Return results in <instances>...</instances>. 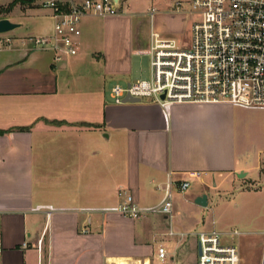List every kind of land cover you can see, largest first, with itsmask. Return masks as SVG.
<instances>
[{"label":"crops","instance_id":"obj_1","mask_svg":"<svg viewBox=\"0 0 264 264\" xmlns=\"http://www.w3.org/2000/svg\"><path fill=\"white\" fill-rule=\"evenodd\" d=\"M120 2L118 15L84 16L79 52L61 60L25 39L51 33L53 20L36 34H0V264H160L161 244L164 264H190L177 250L209 230L236 242L238 264H264L259 119L235 104L110 102V81L131 82L132 56L149 52L155 31L140 44L137 13ZM37 8L1 17L21 26ZM189 172L200 176L179 192ZM168 182L172 223L115 211L127 194L140 207L161 203ZM203 194L205 206L195 202Z\"/></svg>","mask_w":264,"mask_h":264},{"label":"built area","instance_id":"obj_2","mask_svg":"<svg viewBox=\"0 0 264 264\" xmlns=\"http://www.w3.org/2000/svg\"><path fill=\"white\" fill-rule=\"evenodd\" d=\"M42 6L51 11L52 31L44 35H30L25 39L34 49L51 50L55 60L79 52L84 16L118 15L120 0H45ZM177 9L181 1L175 2ZM157 8H147L153 18ZM191 16L188 43L167 37L152 30L149 37L150 79L115 84L111 96L115 103H123L126 95L151 98L163 107L170 103L235 104L246 107L264 106V0H189L185 11ZM2 34V33H1ZM9 43L10 37L1 40ZM163 96V97H162ZM177 189L184 191L200 172H189ZM172 184L166 186L164 200L151 207H140L129 194L115 211L141 218L148 214H162L172 223L174 208ZM118 195H122L119 190ZM233 235L239 232L234 230ZM168 235L180 239L189 233ZM197 264H238L235 241L225 240L217 230L196 233ZM167 248L157 247V258L164 264ZM144 264V263H143Z\"/></svg>","mask_w":264,"mask_h":264},{"label":"rangeland","instance_id":"obj_3","mask_svg":"<svg viewBox=\"0 0 264 264\" xmlns=\"http://www.w3.org/2000/svg\"><path fill=\"white\" fill-rule=\"evenodd\" d=\"M12 0H0V6H6ZM19 2L11 12L10 15L17 14L20 15L22 11H25L31 7H38L36 11H33L32 14H24L25 17L19 18L18 20L22 21L20 27L15 28L12 31L3 33H30L31 31L41 27L49 26L52 22L50 19L48 11L42 7L41 2L43 0H33L32 2ZM131 4L132 11H135L137 14L133 16V29L135 32L136 39L140 41V44L146 41V37L149 35L151 26L158 31L160 34L167 37H172L177 39L180 43H188L190 38V22L191 16L186 14V10L189 8V0H128ZM162 1V2H161ZM181 1V7L177 9L175 2ZM155 6L158 8V12L150 19L149 15H146L147 8ZM22 15V14H21ZM20 15V16H21ZM152 23V24H151ZM133 72L130 76V81L134 82L140 79H150V56L149 53L144 50L137 52L132 56ZM119 83L121 86H125L127 82L124 80H111L109 88L106 89V96H108L111 87ZM109 101L114 103V100L108 97ZM151 98H142L141 101L149 100ZM254 114L259 119L258 124H256L254 130L257 134L258 132L264 133V106H252ZM192 185V184H191ZM193 246L189 249L186 247L179 248L177 252L180 255L186 257V261L190 264H197V236L191 234Z\"/></svg>","mask_w":264,"mask_h":264},{"label":"water","instance_id":"obj_4","mask_svg":"<svg viewBox=\"0 0 264 264\" xmlns=\"http://www.w3.org/2000/svg\"><path fill=\"white\" fill-rule=\"evenodd\" d=\"M19 26H20L19 23L12 22L11 20H9L6 17H1L0 18V34L1 33H6V32H9V31H12V30H14L15 28H17ZM139 101H140L139 98L132 97V96H129V95H126L123 98V103H127V102L134 103V102H139ZM195 202L197 204H199V205L205 206L206 205V195L203 194L201 196H198L196 198ZM196 250H197L198 253H200L199 246H197V249Z\"/></svg>","mask_w":264,"mask_h":264},{"label":"trees","instance_id":"obj_5","mask_svg":"<svg viewBox=\"0 0 264 264\" xmlns=\"http://www.w3.org/2000/svg\"><path fill=\"white\" fill-rule=\"evenodd\" d=\"M33 0H28L27 2H32ZM19 2H26V0H12L6 6H0V18L2 14L9 13L12 9L19 3Z\"/></svg>","mask_w":264,"mask_h":264}]
</instances>
